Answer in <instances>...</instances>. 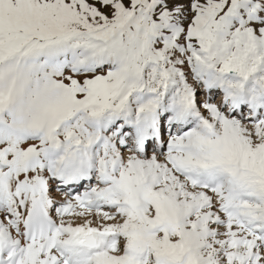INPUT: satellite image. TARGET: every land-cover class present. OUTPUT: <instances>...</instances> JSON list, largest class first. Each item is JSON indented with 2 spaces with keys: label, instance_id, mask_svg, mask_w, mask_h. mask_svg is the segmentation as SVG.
<instances>
[{
  "label": "snow or ice",
  "instance_id": "snow-or-ice-1",
  "mask_svg": "<svg viewBox=\"0 0 264 264\" xmlns=\"http://www.w3.org/2000/svg\"><path fill=\"white\" fill-rule=\"evenodd\" d=\"M0 264H264V0H0Z\"/></svg>",
  "mask_w": 264,
  "mask_h": 264
},
{
  "label": "bare ground",
  "instance_id": "bare-ground-1",
  "mask_svg": "<svg viewBox=\"0 0 264 264\" xmlns=\"http://www.w3.org/2000/svg\"><path fill=\"white\" fill-rule=\"evenodd\" d=\"M59 198V197H58Z\"/></svg>",
  "mask_w": 264,
  "mask_h": 264
}]
</instances>
